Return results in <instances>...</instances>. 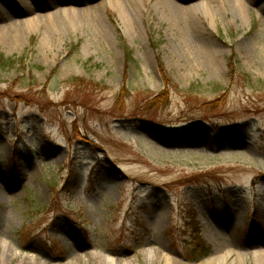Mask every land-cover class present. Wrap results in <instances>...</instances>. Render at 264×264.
I'll return each instance as SVG.
<instances>
[{
  "label": "rangeland",
  "instance_id": "rangeland-1",
  "mask_svg": "<svg viewBox=\"0 0 264 264\" xmlns=\"http://www.w3.org/2000/svg\"><path fill=\"white\" fill-rule=\"evenodd\" d=\"M32 1L0 27L83 14L0 40V264H264V0Z\"/></svg>",
  "mask_w": 264,
  "mask_h": 264
},
{
  "label": "trees",
  "instance_id": "trees-1",
  "mask_svg": "<svg viewBox=\"0 0 264 264\" xmlns=\"http://www.w3.org/2000/svg\"><path fill=\"white\" fill-rule=\"evenodd\" d=\"M18 63V61L11 59V58H5L3 55H0V70H6L8 68H13L15 65ZM161 70H162V76L163 80L165 81V84L168 86L172 84L171 80L169 79L166 71L163 69L164 67L162 65ZM229 68H230V77L232 79H235L237 74H238V69L237 65L235 63V60L233 57L229 59ZM245 79H249L248 77L245 76ZM75 83L77 85H83L84 82L80 80H75ZM86 85V84H84ZM165 93V92H164ZM162 93L159 95L154 102L156 104H159L164 102L168 95ZM145 123H149L148 121H144ZM207 128H203L201 126H192L191 128H186L182 130H171L170 132H167V134L170 136V139H172L175 143H178L181 146H186L188 145L196 136L197 131H205ZM246 135V130L245 128H242L241 126L237 125L234 127H225L222 129H217L212 132H207L208 138L212 139L213 145L216 144L217 142H221L224 144H227L229 142H234L238 141L240 139H244ZM17 169H14L13 172L15 175L17 174L16 172ZM194 212L191 213L189 221L192 222L194 226ZM195 232L192 235L194 237L193 241L189 243L188 248H187V253H188V259L190 261H198L201 260L202 258L207 257L210 254V246L208 243L199 235V229L197 224H195ZM194 227V228H195Z\"/></svg>",
  "mask_w": 264,
  "mask_h": 264
},
{
  "label": "bare ground",
  "instance_id": "bare-ground-1",
  "mask_svg": "<svg viewBox=\"0 0 264 264\" xmlns=\"http://www.w3.org/2000/svg\"><path fill=\"white\" fill-rule=\"evenodd\" d=\"M21 2L23 3V5L26 8L25 11H23V12H30L31 8H29V6L35 4L34 1H32V0H21ZM63 13H64L63 11H60L57 13H50L47 16L38 15L35 18L21 20V21H17L16 19H12L10 27H7L6 26V20L5 21L3 20V25L0 27V40H4V42H9V43L12 42L11 41L12 39L17 40L19 38L18 37L19 35L14 33L16 31H11V30L31 28V27L35 26L36 24L41 23L43 21L49 22V26H51V28L53 30H55L56 26H59L58 23H59ZM64 14L66 15L67 18L73 20L76 23V22H78L76 19H79L80 16L83 14V12L82 11H76V12L68 11V12H65ZM229 260H231V262H232V259L230 258V254H226V255L221 256V257L220 256L219 257H211L210 259L205 260L201 264H231V262H229Z\"/></svg>",
  "mask_w": 264,
  "mask_h": 264
}]
</instances>
